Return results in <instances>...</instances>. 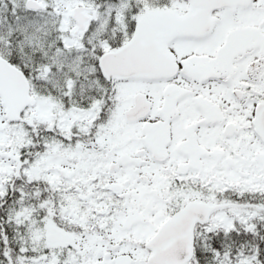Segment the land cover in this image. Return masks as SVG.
Returning <instances> with one entry per match:
<instances>
[{
    "label": "snow or ice",
    "instance_id": "snow-or-ice-1",
    "mask_svg": "<svg viewBox=\"0 0 264 264\" xmlns=\"http://www.w3.org/2000/svg\"><path fill=\"white\" fill-rule=\"evenodd\" d=\"M0 264H264V0H0Z\"/></svg>",
    "mask_w": 264,
    "mask_h": 264
}]
</instances>
